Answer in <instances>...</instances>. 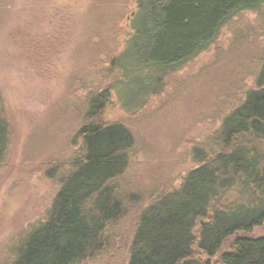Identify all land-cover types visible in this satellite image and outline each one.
Returning a JSON list of instances; mask_svg holds the SVG:
<instances>
[{
  "label": "trees",
  "instance_id": "trees-1",
  "mask_svg": "<svg viewBox=\"0 0 264 264\" xmlns=\"http://www.w3.org/2000/svg\"><path fill=\"white\" fill-rule=\"evenodd\" d=\"M89 12L86 48L100 73L80 86L75 151L45 170L58 184L46 219L10 264H212L228 239L264 224V58L218 129L189 144L190 168L177 187L125 190L135 139L104 114L115 103L126 115L141 112L234 18L254 13L264 26V0H92ZM9 140L0 98V166ZM220 263L264 264V237H236Z\"/></svg>",
  "mask_w": 264,
  "mask_h": 264
},
{
  "label": "rangeland",
  "instance_id": "rangeland-1",
  "mask_svg": "<svg viewBox=\"0 0 264 264\" xmlns=\"http://www.w3.org/2000/svg\"><path fill=\"white\" fill-rule=\"evenodd\" d=\"M91 1L0 0V98L10 129L0 166V264H10L19 242L46 219L58 184L45 170L76 149L72 138L86 95L80 86L100 70L86 48L95 29ZM260 20L254 13L234 18L213 47L167 79L164 92L136 115L117 103L106 110L104 120L123 123L135 139L120 180L125 190L180 184L190 168L189 144L209 139L220 116L253 87L264 58ZM236 237H264V224L228 239L212 264H221Z\"/></svg>",
  "mask_w": 264,
  "mask_h": 264
}]
</instances>
